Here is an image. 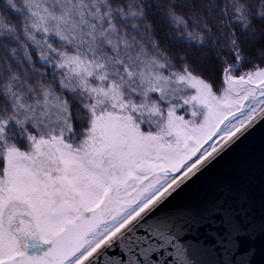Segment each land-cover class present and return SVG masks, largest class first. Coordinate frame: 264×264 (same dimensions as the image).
Returning a JSON list of instances; mask_svg holds the SVG:
<instances>
[{
	"label": "snow or ice",
	"instance_id": "obj_1",
	"mask_svg": "<svg viewBox=\"0 0 264 264\" xmlns=\"http://www.w3.org/2000/svg\"><path fill=\"white\" fill-rule=\"evenodd\" d=\"M260 124L264 0H0V264H251L184 193Z\"/></svg>",
	"mask_w": 264,
	"mask_h": 264
},
{
	"label": "water",
	"instance_id": "obj_2",
	"mask_svg": "<svg viewBox=\"0 0 264 264\" xmlns=\"http://www.w3.org/2000/svg\"><path fill=\"white\" fill-rule=\"evenodd\" d=\"M218 192L240 200L250 209L254 238L244 241L241 252L253 248L251 264H264V124L257 126L195 186H190L184 196L203 199ZM242 258L237 254V260ZM225 259L228 257L218 253L206 257L208 264H223Z\"/></svg>",
	"mask_w": 264,
	"mask_h": 264
},
{
	"label": "trees",
	"instance_id": "obj_3",
	"mask_svg": "<svg viewBox=\"0 0 264 264\" xmlns=\"http://www.w3.org/2000/svg\"><path fill=\"white\" fill-rule=\"evenodd\" d=\"M157 32L161 36L162 42L165 43L166 46L172 49H180L181 54H183V49L179 44H177L175 41H172L171 39H163L164 37L170 38L173 35L165 21L159 22ZM188 55L193 58V67L196 68L197 71L201 72L202 74H208L210 65L208 63L207 56L204 53L193 50L192 52H189Z\"/></svg>",
	"mask_w": 264,
	"mask_h": 264
}]
</instances>
